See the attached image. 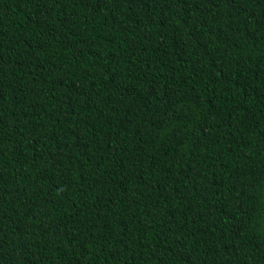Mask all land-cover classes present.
<instances>
[{
	"label": "trees",
	"instance_id": "16d2710c",
	"mask_svg": "<svg viewBox=\"0 0 264 264\" xmlns=\"http://www.w3.org/2000/svg\"><path fill=\"white\" fill-rule=\"evenodd\" d=\"M0 264H264V0H0Z\"/></svg>",
	"mask_w": 264,
	"mask_h": 264
}]
</instances>
